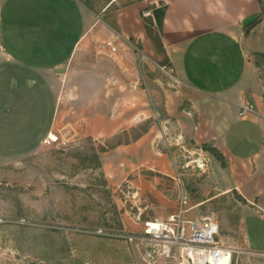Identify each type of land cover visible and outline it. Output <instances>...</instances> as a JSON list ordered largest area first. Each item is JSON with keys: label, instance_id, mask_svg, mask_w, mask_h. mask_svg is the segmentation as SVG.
<instances>
[{"label": "rangeland", "instance_id": "374dc122", "mask_svg": "<svg viewBox=\"0 0 264 264\" xmlns=\"http://www.w3.org/2000/svg\"><path fill=\"white\" fill-rule=\"evenodd\" d=\"M111 1L81 0L95 14ZM166 1L116 0L111 8L141 2L151 9ZM258 1L259 23L245 26L244 40L264 81V0ZM127 65L98 93L89 82H63L66 100L52 106V131L62 144L0 153L3 264H169L148 257L142 222L180 211L216 221L223 244L242 242L243 210L233 192L223 193L216 160L196 148L183 123L167 118L165 100L150 95L139 64L132 63L134 72ZM5 92L11 102L27 98L15 87ZM5 136L0 132V148L10 149ZM236 250L232 264H264L263 254Z\"/></svg>", "mask_w": 264, "mask_h": 264}, {"label": "crops", "instance_id": "0c3cea01", "mask_svg": "<svg viewBox=\"0 0 264 264\" xmlns=\"http://www.w3.org/2000/svg\"><path fill=\"white\" fill-rule=\"evenodd\" d=\"M115 2L95 14L80 0H0V132L10 141L0 153L42 148L53 132L52 106L66 100L63 82H89L98 93L100 83L114 84L117 67L126 62L134 72L137 62L150 95L165 100L167 118L227 160L226 168L215 162L223 193L235 191L243 210L234 248L264 255V81L244 40L259 1L168 0L151 9L141 2L111 8ZM155 65L173 67L182 85L164 88ZM14 87L27 98L5 97ZM246 103L255 111L240 116Z\"/></svg>", "mask_w": 264, "mask_h": 264}, {"label": "built area", "instance_id": "2783aa9c", "mask_svg": "<svg viewBox=\"0 0 264 264\" xmlns=\"http://www.w3.org/2000/svg\"><path fill=\"white\" fill-rule=\"evenodd\" d=\"M144 17L150 16L149 12ZM112 52L113 43H107ZM142 61L152 64L143 57ZM154 65V64H153ZM158 73L167 80L170 90L179 88L182 83L173 67L155 65ZM255 111V106L246 103L240 106L239 115ZM264 117V105H263ZM63 143L59 133H50L42 142V148ZM140 244L148 246V257L169 264H232L236 249L220 241V226L212 218L188 219L184 213L171 214L165 218L156 217L142 222ZM148 251V252H149Z\"/></svg>", "mask_w": 264, "mask_h": 264}, {"label": "trees", "instance_id": "16d2710c", "mask_svg": "<svg viewBox=\"0 0 264 264\" xmlns=\"http://www.w3.org/2000/svg\"><path fill=\"white\" fill-rule=\"evenodd\" d=\"M258 23H259V20L256 19V20H254L253 22L250 23L248 28L251 29V28L255 27ZM245 30H246V28H245ZM196 148L201 150V151H203V152H206V153L210 154L215 160H217L220 163L222 168H226L227 167V160L214 147L204 144V145H201L200 147L196 146ZM232 192H233V194L236 195L237 198H240L235 191H232Z\"/></svg>", "mask_w": 264, "mask_h": 264}]
</instances>
